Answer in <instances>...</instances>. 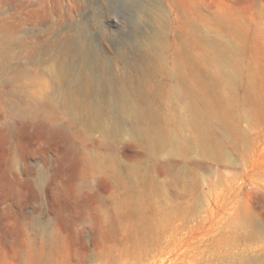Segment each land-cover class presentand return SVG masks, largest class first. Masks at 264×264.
Returning <instances> with one entry per match:
<instances>
[{
  "label": "rangeland",
  "instance_id": "374dc122",
  "mask_svg": "<svg viewBox=\"0 0 264 264\" xmlns=\"http://www.w3.org/2000/svg\"><path fill=\"white\" fill-rule=\"evenodd\" d=\"M153 8L215 80L210 146L171 92L150 111L169 151L69 106L82 51L141 64ZM0 264H264V0H0Z\"/></svg>",
  "mask_w": 264,
  "mask_h": 264
},
{
  "label": "bare ground",
  "instance_id": "6f19581e",
  "mask_svg": "<svg viewBox=\"0 0 264 264\" xmlns=\"http://www.w3.org/2000/svg\"><path fill=\"white\" fill-rule=\"evenodd\" d=\"M153 9L155 12H149L148 17L149 31L139 40L141 64H135L134 55L129 62L120 60V64L112 67L100 63L94 52L82 51L78 55L80 64L75 71L76 86L69 106L88 127L98 128L103 134L134 136L152 151H169L167 135L153 125L150 111L153 107H164V97L171 92L188 113V128L196 132L204 146H210L208 129L212 120L229 131L225 116L208 108L198 95L199 88L214 84L215 80L202 78L196 66L197 54L190 53L186 47L176 48L171 54L159 28L160 11ZM212 49L219 62L236 74L230 55L216 43ZM59 56V51L52 54L53 58ZM244 223L248 227L257 224L249 216L244 218Z\"/></svg>",
  "mask_w": 264,
  "mask_h": 264
}]
</instances>
